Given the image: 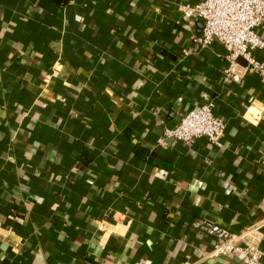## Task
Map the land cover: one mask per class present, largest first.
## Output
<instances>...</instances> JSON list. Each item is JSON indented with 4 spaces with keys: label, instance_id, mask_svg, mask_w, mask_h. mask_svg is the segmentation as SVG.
<instances>
[{
    "label": "crops",
    "instance_id": "obj_1",
    "mask_svg": "<svg viewBox=\"0 0 264 264\" xmlns=\"http://www.w3.org/2000/svg\"><path fill=\"white\" fill-rule=\"evenodd\" d=\"M196 1L0 0V264H242L192 223L264 218V84L222 80ZM209 101L220 147L157 145ZM245 238L264 259V224Z\"/></svg>",
    "mask_w": 264,
    "mask_h": 264
},
{
    "label": "built area",
    "instance_id": "obj_2",
    "mask_svg": "<svg viewBox=\"0 0 264 264\" xmlns=\"http://www.w3.org/2000/svg\"><path fill=\"white\" fill-rule=\"evenodd\" d=\"M181 21L191 24L199 20L200 33L193 36L198 49H208L214 41L224 51L227 65L222 70L224 82L239 83L245 74H254L264 84V60L257 52H264V38L257 30L264 26V0H197L177 5ZM183 57L191 54L182 50ZM241 59L244 65L238 63ZM227 123L214 114V102L209 101L180 116L171 127H165L157 139L158 146H166L169 140L191 144L206 139L220 147ZM264 224V218L241 234H233L209 220L193 222L192 226L212 239L209 258L239 254L242 264H264L262 250L257 243L250 242L245 234Z\"/></svg>",
    "mask_w": 264,
    "mask_h": 264
},
{
    "label": "water",
    "instance_id": "obj_3",
    "mask_svg": "<svg viewBox=\"0 0 264 264\" xmlns=\"http://www.w3.org/2000/svg\"><path fill=\"white\" fill-rule=\"evenodd\" d=\"M238 63L244 65L243 61L241 59H238Z\"/></svg>",
    "mask_w": 264,
    "mask_h": 264
}]
</instances>
